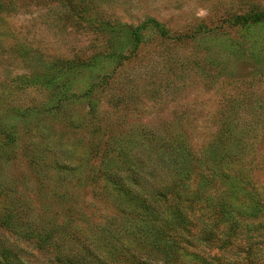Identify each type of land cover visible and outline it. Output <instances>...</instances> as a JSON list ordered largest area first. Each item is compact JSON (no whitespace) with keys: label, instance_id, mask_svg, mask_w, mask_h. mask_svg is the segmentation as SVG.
<instances>
[{"label":"rangeland","instance_id":"374dc122","mask_svg":"<svg viewBox=\"0 0 264 264\" xmlns=\"http://www.w3.org/2000/svg\"><path fill=\"white\" fill-rule=\"evenodd\" d=\"M64 2L16 0L14 8L0 10V121L18 132L13 156L1 155L0 204L18 198L29 222L75 230L77 239L62 237L68 252H82L85 243L100 253L113 248L148 264H166L148 245L137 252L138 242L125 237L130 203L104 174H91L110 155L122 159L111 140L133 156L142 154L141 175L150 189L165 173L153 152L171 136L184 133L196 153L206 138L217 136L218 151L230 155L231 142L239 139L244 144L233 163L251 168L244 175L264 198V0H89L91 7L78 19L64 15ZM101 15L110 23L137 24L138 36L125 29L106 34ZM77 57L81 64L63 66L64 59ZM50 61L62 71L43 87L44 76L31 67ZM59 88L72 97L56 105L50 93ZM30 155L42 157L46 167L32 169ZM53 159L75 168L53 167ZM221 187L215 179L210 190ZM263 218L239 221L230 243L219 248L222 225L201 241L199 232L205 231L193 217L198 225L190 227L192 244L182 242L179 258L223 264L249 246L264 260ZM3 246L28 264H60L51 248L0 229Z\"/></svg>","mask_w":264,"mask_h":264},{"label":"trees","instance_id":"16d2710c","mask_svg":"<svg viewBox=\"0 0 264 264\" xmlns=\"http://www.w3.org/2000/svg\"><path fill=\"white\" fill-rule=\"evenodd\" d=\"M14 1L16 0H0V10L14 8ZM64 6L67 8L61 7L64 15H68L70 18L75 16L77 19L84 18L86 10L91 7L89 0H65ZM101 16L100 21L106 34L120 33L121 29H125L130 34L137 35L139 27L137 24L134 26L130 23H121L118 20L110 23L109 18ZM81 62L79 57L67 58L63 60L62 64L69 69V66L79 65ZM63 66L54 65V62L50 61L47 65L38 66V69L32 67L31 69L44 76L45 86L43 87H46L51 85L55 74H59ZM50 95L55 98L56 105L62 98L72 97V94L66 92L64 88H59ZM224 131L226 130L222 129L218 131V134L224 137ZM17 135L18 132L14 127L10 125L7 127L3 121H0V160H2L1 155L13 156L11 151L14 148L13 145L17 144H15ZM183 135L184 133L180 132L176 136H171L161 144L159 150L153 152L158 155V160L162 161L165 173L162 175V179L155 178L153 180L150 189L145 188L147 180L144 175H141L143 174V158L140 156L142 154L136 153L133 156L134 154H131L126 146L125 148L118 147L114 140H111L110 145L122 157L120 162L115 161L110 155L104 162L103 168L97 169L91 174L93 179L104 174L114 189L125 196L127 202L130 203L132 208L128 211L130 219L125 216L124 221L128 223L124 226L127 230L125 237H128L131 242L134 240L138 242L137 252L146 249L148 245L152 252L154 251L155 257L161 258L166 264H185L179 258L178 248L185 249L182 242L192 244L190 241L194 234L190 227L193 224H202L204 228L205 233L202 232L203 230L199 232L202 236L201 241H209V236L214 233L212 230L217 229L221 224L220 232H222V236L225 235L219 245V248H222L230 243V236L235 232L239 221L249 217L253 219L259 215L264 217V198L259 193L257 186L249 182L244 175L251 168L233 163L234 158L243 148V141L235 139L231 142L230 147L234 146V150L230 155L218 151L217 148L221 144L219 137L215 136L213 141L211 137H208L205 139L204 145H201L202 148L196 153V148H193L195 145L185 141L184 138L187 137H183ZM152 137L149 136V138ZM43 147L45 146L43 145ZM37 150L42 152L41 148ZM106 152L104 156L107 155ZM41 158L31 155L28 157L27 160L32 169L41 171L46 167V164L40 161ZM52 166L64 168L62 170L75 168L69 160L58 159H53ZM152 173L153 171H150V175ZM215 179L221 181L224 187L218 191H211L210 186ZM233 188L238 190L234 192L236 193L234 195L231 193ZM2 189L3 186L0 187V201L3 198L4 191ZM144 191H148L150 197ZM17 200L18 198L16 200L11 198L9 201L8 198L5 204H0V229L32 241L39 249L49 250L51 248L53 250L51 257L55 262L91 264L90 260H94L100 262L99 264H148L138 255L125 256L112 250L113 248H108L105 253H100L94 246L90 247L85 243H83L82 252H68L65 250V244H61L62 237L68 235L72 239H77L75 238L76 231L71 228L59 227V225L48 221L41 224L36 221L29 222L25 217L22 218L23 212L26 211L24 210L26 209L25 205ZM122 213L127 214V211L124 209ZM193 217L198 223L192 222ZM0 248V264H28L19 258L17 255L19 253H16L11 247ZM151 250L148 251V254H151ZM186 252L197 256V252L194 253L192 249ZM234 255L236 254L234 253ZM214 259L213 257L210 260ZM202 262V264H210L204 260ZM215 264L222 263L217 260ZM223 264H264V260L255 256L247 246L244 255L237 254L234 260Z\"/></svg>","mask_w":264,"mask_h":264}]
</instances>
